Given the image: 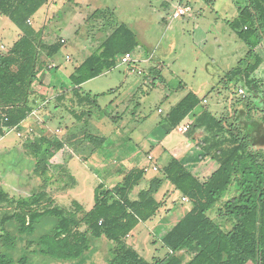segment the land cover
I'll return each mask as SVG.
<instances>
[{"label":"rangeland","instance_id":"rangeland-1","mask_svg":"<svg viewBox=\"0 0 264 264\" xmlns=\"http://www.w3.org/2000/svg\"><path fill=\"white\" fill-rule=\"evenodd\" d=\"M77 1L57 5L46 22L42 16L44 8L34 17V27L44 29L41 36L44 44L65 40L66 45L53 58L62 71L52 73L70 75L74 66L92 54L110 32L106 23L113 19L115 23L126 24L132 20L142 21L144 31L137 33L140 46L134 51L137 63L132 68L119 59L116 68L82 86L92 96L101 95L98 98L99 107L85 105L79 108L75 97L68 93L69 99H64V102L53 101L44 106L43 112L30 115L32 125L4 136L0 142V195L5 196V201L0 200V235L3 216L21 209L20 203L33 204L32 209L40 211L58 207L66 212H75L78 219H82L93 207L99 185L114 188L132 168L148 164L147 153L150 150L158 157L161 167L150 160V165L142 168L146 174L148 170L152 171L134 190L132 198L147 187L148 178L158 175L160 168L171 160L163 149L177 152L192 148L190 154L196 162L207 158V164L217 165L218 162L211 156L204 155L201 145L204 132L196 135L195 139L199 142L194 143L195 139L188 134V130L184 131V127L191 126L189 121H194L204 110L213 113L228 129L240 136L250 129L252 122L260 123V133L255 134L256 146L253 148L264 152V138H260L264 135V65L253 75L263 87L262 92L256 95L244 82H230L227 78L249 52V48L228 25V21L237 16L238 8L245 5V0H191L192 9L189 6L180 7L182 0H166L171 8H163L165 0H84L92 3L85 6L81 2L77 6ZM93 6L106 13L104 19L103 16L91 19L96 11ZM188 8L192 12L188 10L185 16L174 17L181 9ZM74 11L83 19L76 24L79 35L74 36L72 29L68 32L71 35L60 36L65 34L61 29H65L69 22L70 26L74 23L70 21ZM77 25L81 26L80 30ZM20 32L7 17L0 16V55L8 53L18 41ZM89 40L94 43L91 45L94 50L87 46ZM256 51L264 57V41ZM67 55L71 61H66ZM148 58V61L141 62ZM40 64L43 65L41 70L51 71V63L44 51H41ZM152 69L159 76L153 75ZM40 79L33 85L32 95H42ZM240 89L244 90L247 98L239 94ZM189 92H194L202 101L206 98L208 102L200 104L174 130L166 128L168 137L164 143H152L156 139L153 130L162 123L164 116L159 108L166 114ZM41 103L36 102L33 109ZM72 111L76 115L90 111V116L85 115L78 120ZM70 132L76 135L72 140H68ZM85 135L103 137L106 141L95 147ZM41 138H47L53 144L44 143L40 153L36 152L48 167L46 173L39 175L34 170L36 161L32 147ZM55 142H61L63 147H57ZM74 143H77L75 148L72 147ZM154 166L158 168V173L153 170ZM212 171L214 168L206 169L199 178L204 180L207 177L204 176H209ZM234 194L233 189L222 201ZM155 197L161 203V209L151 221L139 224L127 238V244L148 261L165 254L161 244V222L164 229L169 228L191 208L188 199L185 197L187 200H183L169 182ZM36 199L38 203H33ZM210 216L226 230L232 228L231 224L218 219L216 212ZM81 230L84 231L85 226ZM44 232L45 228H39L34 236L19 237L17 249L9 255L18 259L23 254H30L36 246L28 247V244ZM112 248L113 244L108 240H96L86 261L79 264H106Z\"/></svg>","mask_w":264,"mask_h":264},{"label":"trees","instance_id":"trees-1","mask_svg":"<svg viewBox=\"0 0 264 264\" xmlns=\"http://www.w3.org/2000/svg\"><path fill=\"white\" fill-rule=\"evenodd\" d=\"M50 1L0 0V16L7 17L22 33L8 53L0 55V137L18 127L34 110L30 96L43 68L41 51L46 53L47 60H53L64 46L62 41L44 44L41 40L44 29L37 30L31 24L33 17ZM104 14L101 9H96L91 19H101V16L104 19ZM106 25L110 32L69 76L71 95L79 108L85 105L99 107L101 95L92 96L82 86L116 68L119 59L126 53H134L140 46L136 32L126 23H115L113 19ZM228 25L249 52L227 78L230 82H244L256 94L263 89L253 75L264 65V57L256 51L264 41V0H245V5L238 8L237 16L228 21ZM152 71L153 75L159 76L156 70ZM64 98L65 95H61L58 101L63 102ZM202 103L194 92H189L171 108L163 119L164 124L174 130ZM85 113L76 115L72 111L78 120L85 115L88 117L90 111ZM249 128L240 136L209 111L204 110L196 117L188 134L192 136L203 130L204 155L211 156L219 164L204 181L172 157L136 198H132V194L146 176L141 168H132L112 189L99 185L94 205L82 219H78L75 212L58 207L40 211L32 209L33 204L20 203L21 209L6 213L1 220L0 264H35L38 261L42 264H79L86 261L94 241L101 239L113 244L106 264H264V152L253 148L256 146L255 134L260 133V123L252 122ZM92 136L85 135L95 147L106 141L103 137ZM44 143L53 144L51 140L41 138L32 147L36 161L34 170L39 175L48 171L36 153H40ZM55 145L63 147L61 142H55ZM166 182L188 199L191 208L163 235L162 245L167 251L164 257L148 261L127 244V238L139 224L151 221L161 209L155 195ZM233 189L235 194L223 202ZM0 200L5 201V196L0 195ZM213 212L232 228L226 230L211 218ZM83 226L84 231L81 230ZM39 228H45L46 232L28 244V247L36 246L30 254H23L18 259L9 255L17 249L19 237L34 236Z\"/></svg>","mask_w":264,"mask_h":264},{"label":"crops","instance_id":"crops-1","mask_svg":"<svg viewBox=\"0 0 264 264\" xmlns=\"http://www.w3.org/2000/svg\"><path fill=\"white\" fill-rule=\"evenodd\" d=\"M66 1H70V0H51L50 2H49V4L48 5H46V6H44L42 9H43V11H42V16H43V19H44V22H46V20L48 19V17L50 16V14H51V12L53 11V10H55V8H56V6L57 5H59V4H66L65 2ZM82 3V6H85L86 4H92L91 2H87V1H84V0H78L77 1V6H79V3ZM84 4V5H83ZM163 5V8H168V7H170L171 8V4L169 3V1H164V3L162 4ZM179 6L180 7H192V2H191V0H182V2H180V4H179ZM93 7H95V6H93ZM96 9H98L99 7L98 6H96L95 7ZM192 9V8H191ZM40 12V11H39ZM190 12H192V10L190 11ZM186 15V14H185ZM185 15H182V16H185ZM36 16V15H35ZM34 16V17H35ZM55 16V15H54ZM191 16V15H190ZM34 17H33V19L31 20V24H32V26L34 27ZM175 19V18H174ZM177 19V18H176ZM83 19L80 17V14H78L77 15V13L74 11L73 12V16H72V18L70 19V21L71 22H74L71 26L69 25V24H71L70 22H69V24H67L64 28L65 29H61V31H65L64 33V35H60V36H64V37H67V36H69V35H71V33H68V32H72V29H74V31L72 32L73 33V35L74 36H78L79 35V32L78 31H76V24H78V23H80V21H82ZM130 28H132L135 32H136V34L137 33H139L140 31H144L143 29H144V26H143V24H142V21L141 20H132V22L130 23V24H127ZM79 26V30L81 29V26L80 25H77V27ZM35 28V27H34ZM36 29V28H35ZM41 29V28H40ZM37 30H39V29H37ZM18 34V33H17ZM21 32H20V36H19V38L21 37ZM90 41V40H89ZM88 41V42H89ZM63 43H65V40H63L62 41ZM101 43V42H100ZM94 43L92 42V40L90 41V43H88L87 44V46L90 48L91 47V45H93ZM64 45H66V44H64ZM100 45V44H99ZM98 45V46H99ZM98 46H97V48H98ZM96 48V49H97ZM91 49H93L94 50V48H92L91 47ZM95 49V50H96ZM94 50V51H95ZM155 53V52H154ZM79 54V53H78ZM148 57V56H147ZM151 57V54H150V56H149V58ZM155 57H157V56H155ZM149 58L147 59V60H141V62H146V61H148L149 60ZM85 60V59H84ZM83 60V61H84ZM51 64L49 65V67H52V69H51V71H47V70H41L40 72H39V74H38V77L39 78H41L40 80H41V83L43 84V85H41V91H40V94H42V95H47V96H45V97H42V95L41 96H38V95H31L30 96V103H31V105L35 108V106H34V104H36V102L37 103H40L41 101H42V103L38 106V107H36V109H34L33 110V112L32 113H34V115L33 116H35V114H38L39 113V111L40 112H43V107L46 105V104H48V103H52L53 101H58V98H59V96H61V95H65V100L66 99H69V96L67 95L68 93L70 94L71 92H68V91H71V88H70V80H69V76L72 74H70V75H68V76H66L65 74H63L62 76L61 75H54L55 73H58V72H61L62 70H61V66L60 65H58L56 62H55V60H48ZM66 61H71V57H69L68 55L66 56ZM82 61V62H83ZM81 62V63H82ZM80 63V64H81ZM79 64V65H80ZM79 65H77V66H74V68H73V71H74V69L76 68V67H78ZM132 68H135V67H133L132 66ZM52 71H55L54 72V74L52 73ZM44 84L46 85V86H44ZM65 93V94H64ZM188 94V93H187ZM186 94V95H187ZM185 95V96H186ZM184 96V97H185ZM183 97V98H184ZM182 98V99H183ZM181 99V100H182ZM180 100V101H181ZM180 101H178L177 102V104L180 102ZM204 101H207L208 102V100H206V98H204V100H203V103H204ZM63 102H64V100H63ZM202 103V104H203ZM176 105V104H175ZM174 105V106H175ZM100 106V105H99ZM174 106H172V107H174ZM171 107V108H172ZM171 108L167 111V113L165 114V111L164 110H162L161 108H159V110H161V114H163L164 116H163V118H162V123H160L159 124V126H156V128L153 130L154 132H153V135H154V138H156L155 140H154V142L153 141H151L152 143H155V142H158L159 144H162V143H164V140L168 137V132H167V130H166V128L167 129H169L168 128V125H166V124H164V122H163V119H164V117L169 113V111L171 110ZM159 110H158V112H159ZM38 111V112H37ZM201 113H199V115H200ZM213 114V113H212ZM199 115H197V116H199ZM214 115V114H213ZM194 119H196V118H194ZM32 120H31V118H30V116L26 119V120H24L18 127H17V129H21V128H27V126H30V125H32V122H31ZM124 122V121H123ZM190 122V124H192V120L191 121H189ZM202 131L203 130H198L197 132H195L193 135H192V139L194 138H196V135H201V133H202ZM152 133V132H151ZM73 136H74V134L72 133V132H70L69 133V135H68V140H72V138H73ZM76 136V135H75ZM74 136V137H75ZM193 139V140H194ZM199 141H197L196 139L194 140V143H198ZM153 147H154V145H152ZM197 146V145H196ZM198 146H199V144H198ZM163 150H165L164 151V154H167V155H169L168 157H169V159H170V157L172 158V157H174V158H176V159H178V160H180L196 177H198L199 178V175H204V173L206 172V169H208V168H214V171H212L211 173H210V175L208 176V174L207 175H205L204 177H206L204 180H206L208 177H210L217 169H218V167H219V164L217 163V165H214L213 163H208L207 164V158H201L198 162H196V159H194L193 158V156L190 154V153H192V152H190L191 150H192V148L190 149V150H188V149H184V150H178L177 152H175V150H166V149H163ZM148 153H150L149 155H148ZM147 153V161H148V164H142V165H140L139 164V166H137V168H146V167H148L149 165H150V161H149V159H148V157L149 156H152L153 157V164H159V159H158V157H156L155 156V153H154V151L153 150H150L149 152ZM95 156H96V154H94V158H95ZM161 156V155H160ZM116 157V156H115ZM114 157V158H115ZM134 159H136V157H134ZM117 160V159H116ZM170 160H168V162H169ZM122 162V161H121ZM138 161H136V163H137ZM167 162V163H168ZM139 163V162H138ZM166 163V164H167ZM165 164V165H166ZM134 165H135V163H134ZM164 165V166H165ZM159 166H160V164H159ZM161 167V166H160ZM152 170H148V172H147V174H146V176H145V179H147V177L149 176L148 175V173L149 172H151ZM154 172V171H153ZM154 176H152V177H150V178H148V182L153 178ZM200 180H201V178H199ZM203 180V181H204ZM179 193V192H178ZM190 210V209H189ZM188 210V211H189ZM187 211V212H188ZM186 214V213H185ZM185 214H183V216L185 215ZM182 216V217H183ZM182 217H181V219H182ZM179 221V220H178ZM177 221V222H178ZM176 222V223H177ZM164 225V223L163 222H161V231H163V234L161 235V237L163 238V235L166 233V231H168L169 229H171L173 226H171V227H169V228H166V229H164V227H162ZM162 238H161V244H162ZM162 247H163V245H162ZM164 248V247H163ZM136 250V249H135ZM164 250H165V254H166V249L164 248ZM164 254V255H165ZM164 255L162 256V257H164ZM161 257V258H162Z\"/></svg>","mask_w":264,"mask_h":264},{"label":"built area","instance_id":"built-area-1","mask_svg":"<svg viewBox=\"0 0 264 264\" xmlns=\"http://www.w3.org/2000/svg\"><path fill=\"white\" fill-rule=\"evenodd\" d=\"M188 10L190 11L189 8H188V9H181L178 13H176V14L174 15V17H175V18H178V17L184 15ZM185 11H186V12H185ZM121 63L124 64V65H131V64H135V63H137V60L134 59V53H126V54L121 58ZM50 68H52V67H50ZM140 74H141V73H140ZM239 94H240L242 97H244V90H243V89H240V90H239ZM206 102H207V101H204V103H206ZM160 112H161V110H160ZM31 115H34V113H31ZM189 128H190V125H188L187 127H184V131L189 130ZM16 130H17V127H16V128H13V129H11V130H8V132H7L6 134H8V133H10V132H13V131H16ZM18 135H20V133H18ZM3 138H4V136H1V137H0V142L3 140ZM148 159H149V161H150V160H153V157H152V156H149ZM153 170L157 172V171H158V168H157L156 166H154V167H153ZM183 200H187V199H186L185 197H183Z\"/></svg>","mask_w":264,"mask_h":264},{"label":"flooded vegetation","instance_id":"flooded-vegetation-1","mask_svg":"<svg viewBox=\"0 0 264 264\" xmlns=\"http://www.w3.org/2000/svg\"><path fill=\"white\" fill-rule=\"evenodd\" d=\"M253 95H256V94L253 93ZM243 98H247V96H245V94H244V97ZM255 108H258V107L256 106Z\"/></svg>","mask_w":264,"mask_h":264},{"label":"water","instance_id":"water-1","mask_svg":"<svg viewBox=\"0 0 264 264\" xmlns=\"http://www.w3.org/2000/svg\"><path fill=\"white\" fill-rule=\"evenodd\" d=\"M255 145V144H254Z\"/></svg>","mask_w":264,"mask_h":264}]
</instances>
